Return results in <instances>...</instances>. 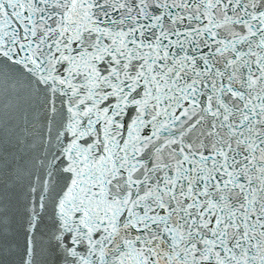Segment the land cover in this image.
Wrapping results in <instances>:
<instances>
[{"label": "snow or ice", "instance_id": "1", "mask_svg": "<svg viewBox=\"0 0 264 264\" xmlns=\"http://www.w3.org/2000/svg\"><path fill=\"white\" fill-rule=\"evenodd\" d=\"M0 264H264V0H0Z\"/></svg>", "mask_w": 264, "mask_h": 264}]
</instances>
